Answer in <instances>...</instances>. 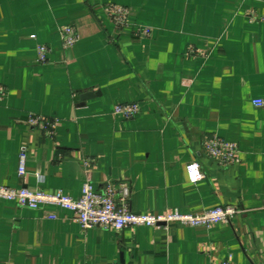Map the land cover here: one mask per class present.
I'll return each mask as SVG.
<instances>
[{"label": "crops", "instance_id": "0c3cea01", "mask_svg": "<svg viewBox=\"0 0 264 264\" xmlns=\"http://www.w3.org/2000/svg\"><path fill=\"white\" fill-rule=\"evenodd\" d=\"M109 3L129 10L126 26ZM67 25L79 33L68 49ZM0 88V186L78 198L90 175L98 189L129 182L135 213L237 208L210 226L84 229L60 206L0 198V264H264V0H0ZM132 102L134 118L113 113ZM215 135L239 145V163L206 154Z\"/></svg>", "mask_w": 264, "mask_h": 264}, {"label": "built area", "instance_id": "2783aa9c", "mask_svg": "<svg viewBox=\"0 0 264 264\" xmlns=\"http://www.w3.org/2000/svg\"><path fill=\"white\" fill-rule=\"evenodd\" d=\"M106 13L114 22L116 27L122 28L128 24L129 10L126 7L107 4ZM146 33L149 30H145ZM61 42L66 49L73 47L79 40V33L74 25H67L61 28ZM51 46L40 44L37 48L38 61L47 63ZM1 94L5 93L0 88ZM256 106L264 105L263 99H255ZM140 111L138 102L118 104L114 107L115 115H122L126 119L134 118ZM28 123L46 133L53 134L56 128L54 118L30 114ZM203 149L206 154L216 159L222 165H233L241 161L240 147L236 142H230L215 135L203 142ZM92 159L87 158L85 165L91 164ZM27 154L21 152L19 158V175H26ZM206 174L202 164L194 160L188 164L189 181L197 184L205 178ZM132 188L129 182L108 180L103 188L98 189L94 185L92 176L88 175L84 181L82 194L78 198L66 196L62 191L47 193L44 191L31 190L26 186L11 188L0 186V198L14 200L29 208H39L42 204L57 205L74 213L84 229L103 228L122 230L126 227L157 226L160 223L181 222L186 225L210 226L215 223H230L231 217L237 212L233 205L218 206L203 214H182L177 211L167 210L159 215L135 213L131 208Z\"/></svg>", "mask_w": 264, "mask_h": 264}, {"label": "water", "instance_id": "95a60500", "mask_svg": "<svg viewBox=\"0 0 264 264\" xmlns=\"http://www.w3.org/2000/svg\"><path fill=\"white\" fill-rule=\"evenodd\" d=\"M91 94H86V97L90 96Z\"/></svg>", "mask_w": 264, "mask_h": 264}]
</instances>
